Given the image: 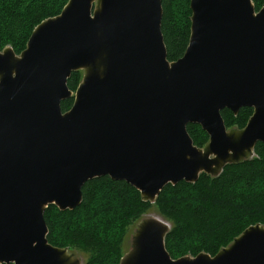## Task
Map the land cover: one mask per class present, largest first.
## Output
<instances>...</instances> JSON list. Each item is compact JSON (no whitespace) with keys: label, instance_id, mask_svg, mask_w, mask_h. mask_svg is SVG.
Returning a JSON list of instances; mask_svg holds the SVG:
<instances>
[{"label":"water","instance_id":"1","mask_svg":"<svg viewBox=\"0 0 264 264\" xmlns=\"http://www.w3.org/2000/svg\"><path fill=\"white\" fill-rule=\"evenodd\" d=\"M190 9L189 45L176 62L167 58L162 0H70L19 57L0 52V264H77L49 244L44 213L79 207L89 181H123L155 202L166 186L216 177L264 145V6L191 0ZM80 70L73 93L68 80ZM243 108L253 115L229 133L222 111ZM190 124L209 136L204 150ZM167 234L144 222L121 264H264L260 225L214 258L173 260Z\"/></svg>","mask_w":264,"mask_h":264},{"label":"trees","instance_id":"2","mask_svg":"<svg viewBox=\"0 0 264 264\" xmlns=\"http://www.w3.org/2000/svg\"><path fill=\"white\" fill-rule=\"evenodd\" d=\"M191 0H162V34L170 62L181 59L191 34ZM68 0H0V52L10 47L16 55L26 50L35 28L59 16ZM256 11L264 0H252ZM80 73L68 80L75 92ZM74 99L62 102L63 113ZM253 109L243 108L237 115L222 111L227 130H243ZM198 148H205L209 136L199 125L187 127ZM79 207L60 211L55 205L45 210L48 242L59 249L83 251L85 264H120L122 247L128 229L151 209L141 193L123 181L109 177L89 181L82 189ZM161 215L172 223L165 247L173 260L206 254L214 258L236 238L253 226L264 227V145L258 143L254 156L226 165L212 177L201 174L195 183L180 182L166 186L154 204Z\"/></svg>","mask_w":264,"mask_h":264},{"label":"rangeland","instance_id":"3","mask_svg":"<svg viewBox=\"0 0 264 264\" xmlns=\"http://www.w3.org/2000/svg\"><path fill=\"white\" fill-rule=\"evenodd\" d=\"M70 0H68L67 4L69 3ZM97 1V0H96ZM67 4L64 6V8L67 6ZM98 4L97 2L94 3V9L97 8ZM63 8V10H64ZM62 10V11H63ZM258 12V11H256ZM62 13V12H61ZM58 17V16H57ZM10 47H7L6 49H9ZM11 49V48H10ZM5 50V49H4ZM3 50V51H4ZM12 50V49H11ZM13 51V50H12ZM20 55H17V57H19ZM80 73V81L82 82L84 76H85V70H80L79 71ZM80 82V83H81ZM75 93V92H73ZM229 133H237V132H240L239 129L233 127L231 129L228 130ZM209 143V142H208ZM208 145V144H207ZM206 145V146H207ZM205 146V147H206ZM198 148V147H197ZM200 149V148H199ZM205 148H201V150H204ZM254 156V154H252L250 158H252ZM210 176V175H209ZM152 204V207L150 210H148L147 212H145L139 220H137L133 225H131V227L128 229V232L124 238V242H123V247H122V252H123V257L121 259V261L124 259V257H126V255H128L132 249H133V245H134V239H135V236L137 235L138 233V230L140 229L141 225L144 223V222H148V221H155V222H160L162 223L164 226H166L167 228V231L169 233V231L171 230L172 228V223L166 219L165 217H163L161 215V213L159 212L158 208L154 205L155 202H150ZM64 250H67V253L68 255L74 260L77 262V264H85L87 259H88V255L83 252V251H78V250H70V249H64ZM182 258H191L190 256H185V257H182ZM181 259V258H180ZM121 261H120V264H121Z\"/></svg>","mask_w":264,"mask_h":264}]
</instances>
